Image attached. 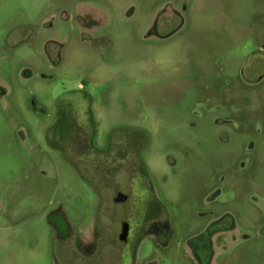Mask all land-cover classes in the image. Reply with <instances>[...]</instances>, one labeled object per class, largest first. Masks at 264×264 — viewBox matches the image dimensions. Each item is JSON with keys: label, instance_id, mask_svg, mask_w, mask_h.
<instances>
[{"label": "rangeland", "instance_id": "obj_1", "mask_svg": "<svg viewBox=\"0 0 264 264\" xmlns=\"http://www.w3.org/2000/svg\"><path fill=\"white\" fill-rule=\"evenodd\" d=\"M260 50L264 0H0V264H115L139 170L173 236L136 264L219 223L207 264H264Z\"/></svg>", "mask_w": 264, "mask_h": 264}, {"label": "flooded vegetation", "instance_id": "obj_2", "mask_svg": "<svg viewBox=\"0 0 264 264\" xmlns=\"http://www.w3.org/2000/svg\"><path fill=\"white\" fill-rule=\"evenodd\" d=\"M170 35L172 33H168L166 37ZM258 56L263 62L264 51H258ZM263 67L264 64L261 65L262 70ZM262 79V76L254 77L253 83L256 84ZM89 137L91 142L93 136L89 135ZM139 154H137L140 161L138 162L143 166L144 163ZM139 171V180L136 183H132L133 185L130 187L131 193L123 194L122 192H117L112 199L115 204L127 203L129 205L128 213H134L133 221L127 216V219L120 224V232L117 235L119 241L118 247L111 250L113 255H115L114 257L118 258L115 264H136V255L144 241L149 240L155 246L166 248L169 246L173 236V230L168 220V211L155 193L149 174L141 170ZM147 178H149L148 181ZM119 194L124 198L122 201L117 202ZM230 226L231 224L229 223L201 226L196 232L191 233L186 238L184 246L192 259L197 264L211 262L217 251L225 245V241H233L231 237L232 233L228 232V235L223 237L221 235L222 232L230 229ZM235 239H237V235H235ZM106 248L108 247L105 245L97 248L95 245L94 247L90 246V248L85 249L86 254L84 255L93 258Z\"/></svg>", "mask_w": 264, "mask_h": 264}, {"label": "water", "instance_id": "obj_3", "mask_svg": "<svg viewBox=\"0 0 264 264\" xmlns=\"http://www.w3.org/2000/svg\"><path fill=\"white\" fill-rule=\"evenodd\" d=\"M123 196H121V194H119V198L117 199V202H120V201H122L123 200Z\"/></svg>", "mask_w": 264, "mask_h": 264}]
</instances>
